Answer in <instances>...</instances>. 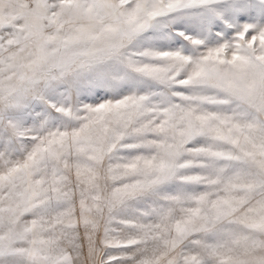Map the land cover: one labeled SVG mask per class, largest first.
I'll list each match as a JSON object with an SVG mask.
<instances>
[{
    "label": "snow or ice",
    "instance_id": "obj_1",
    "mask_svg": "<svg viewBox=\"0 0 264 264\" xmlns=\"http://www.w3.org/2000/svg\"><path fill=\"white\" fill-rule=\"evenodd\" d=\"M0 264H264V0H0Z\"/></svg>",
    "mask_w": 264,
    "mask_h": 264
}]
</instances>
